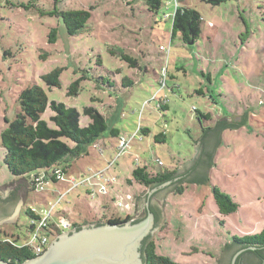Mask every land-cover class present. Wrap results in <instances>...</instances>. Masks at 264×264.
<instances>
[{"label": "rangeland", "instance_id": "374dc122", "mask_svg": "<svg viewBox=\"0 0 264 264\" xmlns=\"http://www.w3.org/2000/svg\"><path fill=\"white\" fill-rule=\"evenodd\" d=\"M176 4L201 15V34L194 43H185L181 34L172 37ZM91 6L85 33L67 35L56 13ZM52 27L59 28L56 43L48 41ZM109 48H123L138 60L136 67H129ZM98 58L118 84L111 94L96 82L94 72L85 71L102 70L95 66ZM56 68H63L61 86L49 87L44 75ZM82 75L87 78L80 81L79 94L68 96L69 85ZM127 76L134 84L124 85ZM34 84L45 89L49 101L81 112L94 105L109 124L99 146L74 161L64 180H44L39 190L32 188L28 177L10 172L2 145L3 130L20 111L22 90ZM165 102L167 107H161ZM247 111H254L249 123L224 129L223 137L213 143L208 184L184 182L182 192L176 187L165 194L164 226L151 237L157 253L172 260L218 264L234 236L259 233L264 227V0H228L219 5L164 0L157 13L148 11L143 0H0V186L12 185L23 203L14 223L0 224V238L18 244L31 239L26 213L31 206L41 215L50 209V221L59 224L65 219L84 224L133 217L137 198L148 190L129 181L137 165L154 172L176 171L194 157L205 128L215 127L227 113L242 116ZM199 113H209L212 119L200 121ZM53 114L48 107L42 119L54 126ZM86 121L82 116V124ZM141 126L149 127L151 135L139 131L136 135ZM111 127L119 128L120 136H113ZM160 132L167 139L155 142L153 136ZM121 136L134 138L118 156ZM98 172L104 178L93 176ZM72 176L77 182L93 177L75 185L69 181ZM108 178L114 181L103 193ZM214 186L239 204L236 212L221 213Z\"/></svg>", "mask_w": 264, "mask_h": 264}, {"label": "trees", "instance_id": "16d2710c", "mask_svg": "<svg viewBox=\"0 0 264 264\" xmlns=\"http://www.w3.org/2000/svg\"><path fill=\"white\" fill-rule=\"evenodd\" d=\"M203 1L212 5H219L228 0ZM143 3L148 11L157 13L164 4V0H143ZM176 6L173 15L172 37L181 34L185 43H189L192 40L196 41L201 34L202 18L200 13L190 7H183L178 4H176ZM92 8H94V6H91L90 10L69 9L67 11L55 13L63 22L67 35L76 37L85 33V28L90 25ZM61 28L62 27H60V29ZM58 30V27L51 28L48 34V41L50 43H56L58 39ZM109 50L112 55L125 61L129 67H136L138 60L128 54L123 48H121V50L109 48ZM95 63L98 70H102L96 72L89 68L85 71L94 72L92 75H94L93 77L96 82L104 87L105 90L109 91V93L115 90L118 84H116V81L110 76L111 73L107 70L105 71L103 60L98 58ZM62 69L63 68H56L44 75V80L49 87L61 86L60 75ZM85 78H87V76L82 75L73 80L68 87L67 95L77 96L80 92V81ZM132 84H134V80L128 76L125 77L124 85L130 86ZM198 92L202 93L200 91ZM152 99L155 98L152 97ZM92 100L96 102L94 98H92ZM19 103L20 111L2 133V145L5 151L4 160L13 175L28 177L29 183L33 189H36L38 178L43 181L49 179L53 182L62 181L59 176L67 175L73 168L74 161L89 155L90 147H98V141L109 128L108 119L94 105L84 106L81 112L77 107L67 105L64 102L56 100L49 101L47 92L38 84L23 89L19 97ZM163 105L161 107H167V102ZM48 107H50L54 113L50 117L54 126L42 119V115L46 112ZM82 116L87 117L89 121L82 124ZM204 118L212 119L209 113H199V120L201 121ZM246 122L245 118L236 121L222 119L218 121L215 127L205 128V131H210L214 133L216 137H220V133L224 129H238L244 127ZM140 132L143 135H151V129L149 127L141 126L139 128V133ZM110 133L113 136H120V129L111 127ZM153 137L155 142H162L167 139L165 132L155 134ZM207 155L209 167L212 168L214 166L213 154ZM137 164H139L138 161ZM132 176L133 178L129 179L131 183L137 182L147 188L159 187L167 181H172L171 184L173 185L177 182H182V179L175 181V170L154 172L149 171L146 165H137V167L133 169ZM184 187L185 186L182 184H179L177 186V192H182ZM214 195L221 213L230 214L238 210L239 204L234 202L230 195L222 192L217 186H214ZM103 207L106 208V206ZM152 210L157 216L155 209L152 208ZM26 213L30 216V220H38L42 217L38 211L32 209V206L27 208ZM131 219L132 216L127 214L124 217H109L107 222L114 224L129 221ZM49 226L51 227V224ZM80 226V224L75 223V227L79 228ZM32 229L33 227L30 224L29 230L31 231ZM156 248L157 244L151 236L144 240L142 252L145 264H182L172 260L169 256L157 253ZM230 248H234L235 251L243 250L238 257V264H241V260L244 256L255 258L259 264V262L264 259V227L259 233L234 236L233 242L227 245V249ZM33 257H36V254L32 251L31 247L19 245L17 240L12 241L10 239L0 238V259L13 263H21Z\"/></svg>", "mask_w": 264, "mask_h": 264}, {"label": "water", "instance_id": "95a60500", "mask_svg": "<svg viewBox=\"0 0 264 264\" xmlns=\"http://www.w3.org/2000/svg\"><path fill=\"white\" fill-rule=\"evenodd\" d=\"M253 112L247 111L242 116L227 113L226 119L236 121L245 118L247 124ZM222 137L223 131L220 137L210 131L206 132L195 147L194 157L186 165L176 169V176H180L182 182L173 185L172 181H167L159 187L148 188L137 198V213L131 220L114 224L101 221L81 224L79 228L74 227L60 233L39 256L21 263L0 259V264H144L143 242L157 230L164 218L165 194L184 182L208 184L207 154H213V143ZM22 206V200L12 185L0 186V224L14 223ZM227 245L217 259L218 264H238V257L243 250L227 249ZM244 259L246 264H253L251 261L249 263L247 256Z\"/></svg>", "mask_w": 264, "mask_h": 264}, {"label": "built area", "instance_id": "2783aa9c", "mask_svg": "<svg viewBox=\"0 0 264 264\" xmlns=\"http://www.w3.org/2000/svg\"><path fill=\"white\" fill-rule=\"evenodd\" d=\"M160 48H162L163 50H166L165 46H163V45L160 46ZM139 128L136 132V135L138 134ZM133 138H134V136H131L130 138H126L124 136L120 137V143H119V147H118V156L120 155V152H124L126 150V147L128 145H130L131 140ZM101 151H103V149H101ZM157 161L160 165H162V161H160L159 159ZM93 176H98L99 178H104V175L102 172H98L97 174H95ZM93 176L82 177V179H80L78 182H87ZM66 177H67V175L59 176V178H61L62 180H64ZM76 180L77 179L74 176L69 178V181L74 182L75 185H78L79 183ZM37 181L38 182L36 184V189L37 190L43 189V180L38 178ZM112 181H114V178L105 179V184H103L101 187V191L103 193H106L107 184L111 183ZM122 205H123L122 202L118 203V206H122ZM32 209L34 211H37L35 209V207L34 208L32 207ZM41 216H42L41 219H38V220L37 219H31L30 220V224L33 227V229L30 231V232H32L31 239H29L28 241H23V242H21L22 244H19L22 246L31 247L32 251H34V253L36 255L42 254L47 249V247L49 246L51 239L53 237H55L57 234H59L60 232H62L64 230L75 227V223L72 224L71 222L67 221L66 219L63 221L62 224L51 222L50 218H49L51 216L50 209L47 211L45 210V214H43ZM50 224H51V227L49 226ZM44 228H47V229H44ZM41 230H44V232L42 234H39V231H41Z\"/></svg>", "mask_w": 264, "mask_h": 264}, {"label": "flooded vegetation", "instance_id": "af4514ba", "mask_svg": "<svg viewBox=\"0 0 264 264\" xmlns=\"http://www.w3.org/2000/svg\"><path fill=\"white\" fill-rule=\"evenodd\" d=\"M180 178V176H176V179H175V181H177L178 179ZM153 189V188H152ZM81 225V224H80ZM70 229H72V228H70ZM69 229V230H70ZM64 231H66V230H64ZM64 231H62V232H64ZM62 232H60V233H62ZM59 233V234H60ZM59 234H57L55 237H53L52 239H51V241H50V243L52 242V240L54 239V238H56ZM50 245V244H49ZM49 247V246H48ZM47 247V248H48ZM41 255V254H40ZM142 255H143V252H142ZM36 256H39V255H36ZM247 260H249V263H250V261L253 263V264H258V261L257 260H255V258H252L251 256H247ZM145 264V263H144ZM241 264H246L245 263V259H244V257L242 258V260H241ZM259 264H264V259L261 261V262H259Z\"/></svg>", "mask_w": 264, "mask_h": 264}, {"label": "crops", "instance_id": "0c3cea01", "mask_svg": "<svg viewBox=\"0 0 264 264\" xmlns=\"http://www.w3.org/2000/svg\"><path fill=\"white\" fill-rule=\"evenodd\" d=\"M99 142H100V140L98 141V143H99ZM165 202H166V200H165ZM165 204H166V203H165ZM165 204H164V205H165ZM163 210H164V207H163ZM108 218H109V217H108ZM164 223H165V222H164ZM161 226H162V227L164 226L163 223L158 227V229H160Z\"/></svg>", "mask_w": 264, "mask_h": 264}]
</instances>
